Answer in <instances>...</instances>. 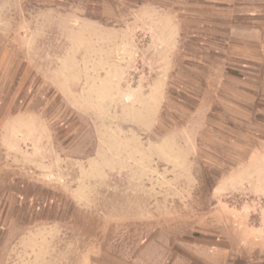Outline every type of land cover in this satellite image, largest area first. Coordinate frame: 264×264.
Returning <instances> with one entry per match:
<instances>
[{
	"label": "rangeland",
	"instance_id": "obj_1",
	"mask_svg": "<svg viewBox=\"0 0 264 264\" xmlns=\"http://www.w3.org/2000/svg\"><path fill=\"white\" fill-rule=\"evenodd\" d=\"M121 12L111 40L78 1L0 0V264L264 256V117Z\"/></svg>",
	"mask_w": 264,
	"mask_h": 264
},
{
	"label": "crops",
	"instance_id": "obj_2",
	"mask_svg": "<svg viewBox=\"0 0 264 264\" xmlns=\"http://www.w3.org/2000/svg\"><path fill=\"white\" fill-rule=\"evenodd\" d=\"M74 1H78L80 28L92 29L95 34L99 30L108 31L111 40L118 33L115 25L120 23L117 13L121 9L124 11L123 24L136 20L144 25L145 32L147 23L155 24L164 15L169 22L170 55L193 54L188 48L180 49V39L200 41L204 67L212 68L217 74L211 77L217 79L220 87L226 83L240 87V93H235V102L247 105L256 117H264V0H136L134 5L140 10L137 14L131 13L132 0ZM86 8L91 9L90 13L84 11ZM99 8L105 12L93 11ZM143 10L155 15L145 20L140 13ZM126 30L129 31L128 26ZM223 94L232 96L227 88L220 90L219 95ZM204 258V264H232L230 257L224 255ZM250 260L233 264H264V256ZM166 264L195 263L188 256H174Z\"/></svg>",
	"mask_w": 264,
	"mask_h": 264
}]
</instances>
